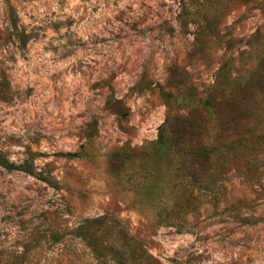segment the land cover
Instances as JSON below:
<instances>
[{
  "label": "rangeland",
  "instance_id": "rangeland-1",
  "mask_svg": "<svg viewBox=\"0 0 264 264\" xmlns=\"http://www.w3.org/2000/svg\"><path fill=\"white\" fill-rule=\"evenodd\" d=\"M263 59L264 0H0V264H104L105 213L157 264H264Z\"/></svg>",
  "mask_w": 264,
  "mask_h": 264
},
{
  "label": "trees",
  "instance_id": "trees-1",
  "mask_svg": "<svg viewBox=\"0 0 264 264\" xmlns=\"http://www.w3.org/2000/svg\"><path fill=\"white\" fill-rule=\"evenodd\" d=\"M262 71L257 73L253 70L250 71L247 79L248 88L260 89L261 94L264 93V59L262 63ZM258 97V96H257ZM264 97V96H259ZM253 103L259 104L258 100H253ZM241 103H235L236 115L232 122L240 125V120H245L241 113L243 112ZM239 113V114H237ZM254 143L260 145L264 142V132H260L254 136ZM245 139L239 138L233 140L230 145L226 144L225 148L233 151L235 148L244 147ZM220 150V149H219ZM148 154H154V157H163L164 153H172L171 147L167 144L165 136V123L159 126L158 134L155 141H153L147 149ZM178 152V150H177ZM217 150L215 147L197 146L188 149V165L189 167H198L200 159L209 160L216 156ZM235 157L234 154H232ZM0 166L7 169L22 170L20 166H14L0 155ZM194 167V168H195ZM174 172H179V167L174 168ZM216 174L215 176H218ZM78 226L73 229L72 235L84 242L91 254L100 263L112 264H157L144 250L138 240L131 236L126 224L118 217L112 214H103L95 218H85L78 222Z\"/></svg>",
  "mask_w": 264,
  "mask_h": 264
}]
</instances>
